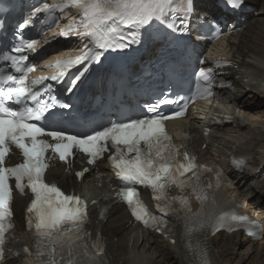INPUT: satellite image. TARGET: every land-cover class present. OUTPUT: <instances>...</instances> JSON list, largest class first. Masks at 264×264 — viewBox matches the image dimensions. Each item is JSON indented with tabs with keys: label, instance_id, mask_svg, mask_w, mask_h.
Wrapping results in <instances>:
<instances>
[{
	"label": "snow or ice",
	"instance_id": "obj_1",
	"mask_svg": "<svg viewBox=\"0 0 264 264\" xmlns=\"http://www.w3.org/2000/svg\"><path fill=\"white\" fill-rule=\"evenodd\" d=\"M244 0H226V4L232 10L242 8ZM176 0H65L62 4H43V11L49 15L57 11L74 8L81 13V25L83 32L78 27H72L69 32L86 35L94 42V53H89L76 60L57 62L55 67L67 68L82 60L93 59L99 61V57L108 50L123 49L137 42V34L150 26L154 21H162L168 18L169 13L175 8ZM190 7V5H186ZM40 11L34 8L33 13ZM20 30L24 25H20ZM169 28L173 25L169 24ZM125 29L128 31L125 32ZM35 41L21 42L13 47V53H23L34 50ZM4 61L11 65L15 73L19 75L0 73V257L3 256L4 236L11 224L12 185L14 179L15 188L21 193L25 188L30 189L33 199L26 209L27 224L35 234V250L25 249L28 256H35L34 264H89L88 245L81 243L87 235L85 224L87 223V205L76 195L65 194L55 184H49L45 180V173L49 167L48 153L58 155L61 161H67L73 154V149H78L86 154L90 164H94L97 158L109 150V145L114 149L110 156V162L115 170V175L121 181L122 196L130 206L133 215L146 226L155 222V217L147 211L139 201L138 193L134 185L149 187L153 192V198L170 205L172 201L179 199L190 213L188 201L183 198L169 197L167 189L171 186L184 189L190 186L193 192H197V186L190 184L192 178H198L199 166L194 158L185 152L183 155L187 163L181 164L177 157L180 154L179 146L172 142L164 125L165 117L156 113L145 119H137L127 123H120L104 128L84 137L68 135L57 130H46L33 121H41L46 118V113L54 106L47 102L38 108L24 106L22 110L11 107V104H26L29 98L28 75L35 71V65H27L26 55H5ZM83 71L79 73L83 76ZM64 75L60 71L57 76L51 77L57 80ZM205 80L210 76L201 73ZM40 81H33V84ZM34 99V95H33ZM162 103L169 104L172 101L163 99ZM62 108L70 105L62 104ZM154 111L157 105H149ZM184 115L183 112L177 116ZM50 137L55 143L46 142L40 137ZM143 145V147H142ZM14 146L23 156V162L14 167H5V159ZM123 146V147H121ZM237 167L241 166L235 162ZM205 171H210L205 169ZM188 173L192 175L187 176ZM82 176V173H78ZM197 199L204 202L208 199L203 193L197 194ZM158 207L160 205L158 204ZM167 214V213H165ZM227 219L235 222L229 224V231L244 228L253 224L248 217L232 214ZM226 218H217L215 231H219ZM186 227H193L198 218L190 214L186 216ZM99 252L98 245H92ZM29 264H33L32 261ZM94 264V261L92 262Z\"/></svg>",
	"mask_w": 264,
	"mask_h": 264
},
{
	"label": "bare ground",
	"instance_id": "obj_2",
	"mask_svg": "<svg viewBox=\"0 0 264 264\" xmlns=\"http://www.w3.org/2000/svg\"><path fill=\"white\" fill-rule=\"evenodd\" d=\"M221 2L222 0H176V6L169 13L166 22H170L175 15H179V19H182V24L186 25L190 23V33L192 34L193 41L200 42L201 28L199 25L203 21L202 17L218 18L219 16L225 18L226 11L220 7ZM186 5H190V7H186ZM204 8H208L210 11ZM250 8L253 11L249 10L245 13ZM202 9L203 11H201ZM174 10H177V13H174ZM256 10L259 11L258 18L251 19V15L257 14L254 13ZM70 15H65L63 18V29H57V31L52 32L46 38L44 45L50 43L55 45L56 49L59 50L50 57L51 59L68 58L72 53L80 54L79 51L83 50L88 44L83 45L85 38H78V36L72 37L69 43H67L68 39L64 40V38L63 41H60L59 32H65V29H68L72 25L66 22H75L78 17L76 12H72V15ZM234 15L233 18L235 20H233L232 24L228 25L229 33L231 34L230 38L226 37L227 40L221 39L217 43L219 51L223 56L227 57V61L231 64V67L219 71L216 82L217 86L214 87V96L192 109L187 118V124L178 125L174 123L172 126V129L179 130L182 134L179 138L189 144L193 145L197 141H200L203 145V143L209 142L206 151L201 149L202 145L200 146L199 159L214 161L215 164L224 165L227 168L228 172L224 177L226 184L224 185L218 213H226L232 208H237L228 202V199H231L230 197L233 194L227 193L226 186L228 180L243 181V186H246L249 190L259 188L260 183L257 176L259 173L253 177L251 175L240 177L239 167L245 164L251 165L253 170L256 169L255 172H257L259 171V166L263 163L261 159H257L256 155H259L261 153L259 151L264 148V123L261 126L259 125L260 127L258 126L259 129L257 130L259 134L254 132L256 135H252L249 139L241 135L240 138H231L228 141L222 137L233 132L234 129L231 128V125L235 126L237 131H234V133L237 134H240L243 129H247L246 123L243 121L238 122L235 116L245 113L249 119H252L253 116L250 117L251 113L258 111L254 98L257 99L256 95L258 93L264 94V0H244L242 8L234 10ZM250 19L251 21H249ZM243 25L247 26L245 31L237 32L236 34L238 27H242ZM86 41L88 42V39ZM161 45L159 43L151 44L149 55H144L142 61L148 59ZM197 49L199 50V48ZM200 54H203L201 50ZM44 73L45 75L48 74L46 71ZM257 102L258 104L260 103L261 108L264 107V103L259 102V99ZM215 118L219 122H214ZM262 118H264V114H262ZM253 124L254 122L249 126L251 130H253L252 128H256L253 127ZM206 129L216 134L207 135ZM243 140H245V143L236 149L237 143H241ZM216 145L218 146L216 147ZM222 145H225L226 151L220 150ZM213 152L215 153L214 157H206L207 154H212ZM254 154L255 156H253ZM234 161L238 162L241 166L237 167ZM102 168L104 167L100 166V169ZM51 177L53 176L50 175ZM53 179L58 184H61L66 191H69L71 187H75L74 190L83 191L84 195L89 196L91 194L92 198L90 200L96 202V204L92 205L91 211L96 216L100 205H106L107 207L110 205V202H107V198L112 184L106 183V181L115 182L112 179V175L106 169L102 170L101 178L96 180L94 174H91L79 184L70 176H65L62 173L54 176ZM248 180H253V182L248 183ZM249 194L252 198L249 204L251 210L247 208L246 213L250 217H253V219L263 223L264 226L263 210L257 209V204H259L261 199L264 200V195L261 193L258 196L253 191H249ZM246 196L245 194V196L241 197L243 201H246ZM230 202L233 204V199ZM27 203L28 199L22 198H16L13 203L16 228L13 231L12 238L8 241V249L14 253L7 254V264H23L22 249L33 244L31 233L26 230L23 220ZM237 203H239V200ZM242 211L245 210L242 209ZM110 213L111 216L106 224L93 220L89 228V238L103 240L107 245L106 260L102 262L103 264H166L167 261L176 262L177 264H201V256L205 257L206 255L210 257V264H217L219 256L223 258L231 249H235V247L243 245L246 242H253L241 232L233 234L224 232L207 239L205 245L208 254H206V251L198 244V236H186V232L194 227H186V221L185 223H173L160 235L154 231L141 230L138 225H135L128 211L121 204L114 205ZM132 240H134V255L129 256V244ZM150 250H153V254L146 256L145 254L150 253ZM216 250H218L217 256ZM16 253H20V255L17 256Z\"/></svg>",
	"mask_w": 264,
	"mask_h": 264
},
{
	"label": "rangeland",
	"instance_id": "obj_3",
	"mask_svg": "<svg viewBox=\"0 0 264 264\" xmlns=\"http://www.w3.org/2000/svg\"><path fill=\"white\" fill-rule=\"evenodd\" d=\"M204 9H207L208 11H210L208 8H204ZM249 10L253 11V9H249ZM249 10H246L245 13L248 12ZM201 11H203V9ZM254 13H257V14L251 15L252 16L251 19L256 18V17L258 18L259 11L256 10V12H254ZM247 14H249V13H247ZM216 16H218V15H216ZM228 17H232V18H230L231 20L229 22L230 24H232L233 20H235V19L233 18V16H230V15H228ZM251 19L249 21H251ZM246 27H247L246 25H243L242 27L239 26L237 31H236V34H237V32L245 31ZM228 87L230 88L229 85H228ZM256 96H257V99L254 98L255 99L254 102L257 103L258 111H253V113H251L250 117L253 116L252 119H249V117H247V115L245 113L240 115V116H238V115L235 116V118H236V120H238V122H240V121L245 122L247 125L246 126L247 129L248 128L249 129L247 130L245 128L240 132V134H237V133H234V131H237L235 126H232L231 123H229L231 125V128H233L234 130L232 133H230V134L228 133L227 136H222L225 140L229 141V140H231V138H237V137L240 138L241 135H242V137L245 136L249 139L252 135L259 134L257 129H259V127L262 125V123H264V118L261 119L262 114H264V107L261 108L260 103L258 104L257 100L259 99V102L264 103V94L258 93ZM253 106H254V104H253ZM215 119L216 120H214V122H219V121H217V118H215ZM252 122H254L253 127H256L255 129L252 128L253 130H251L249 127ZM211 134L215 135L216 133L211 132ZM243 143H245V140H243V142H241V143H237V145L235 146L236 149L241 147V145ZM201 145H202V142H200V141H197V143L193 144V148L196 150V152L199 153V149H200ZM225 145H227V144L225 143ZM225 145H222L220 150L223 149L224 151H226ZM208 146H209V142L203 143L201 149H203V151H206ZM217 146L218 145H216V147ZM259 152H261V153L259 155H256V157H257V159H261L263 161V163L259 166V169H258L259 171L255 172L256 169L253 170V167H251V165H247V164L239 167L240 177L241 176L242 177L249 176V175H251V177H253L254 175L259 173L257 175L258 181L260 183L258 186L259 188L254 189V190H249V188H247L246 186H243V181L239 182V180H234V181L228 180V182H227L226 190H228V192L227 191L226 192L227 193H233L230 198L233 199L234 203L231 204V202H230L231 199H228V202L230 205H234L235 207H237L240 211H242V209L246 210L250 206L249 204H250L252 198L250 197L249 191L255 192V194L258 196H260L261 193H262V195H264V183H263V181H264V159H263L264 158V148H262ZM255 154L253 156H255ZM214 155H215V153L213 152L212 154H207L206 157L210 158V157H214ZM262 156H263V158H262ZM215 158H217V157H215ZM249 173H252V174H249ZM252 182H253V180H248V183H252ZM245 194L247 195L245 197L247 199H246V201H243V199L241 197L245 196ZM238 200H239V203H237ZM257 207H258L257 209H260L261 211L263 210V216H264V200L263 199H261L259 204H257ZM256 218L259 219L258 217H256ZM133 245H134V240H132L129 244V256L134 255ZM237 247H235V249L234 248L231 249L227 254L224 255L223 258H221L219 256L220 258L218 257V263L219 264H264V239L258 243L257 242H252V243L246 242L243 245H239ZM152 251L153 250H150L151 254L148 252L145 255L146 256H148V254L152 255L153 254ZM217 251L218 250H216V256L218 255ZM156 258H157V256H156ZM166 264H177V263L167 261Z\"/></svg>",
	"mask_w": 264,
	"mask_h": 264
},
{
	"label": "clouds",
	"instance_id": "obj_4",
	"mask_svg": "<svg viewBox=\"0 0 264 264\" xmlns=\"http://www.w3.org/2000/svg\"><path fill=\"white\" fill-rule=\"evenodd\" d=\"M204 160V159H203ZM202 160V161H203ZM206 161V160H205ZM208 164H210V165H213L214 167H217V168H219L220 169V171H221V174H223V178L226 176V173L228 172V170H227V168L224 166V165H222V166H220V165H218V164H215V162L214 161H208ZM222 199V198H221ZM232 209H238V208H232ZM241 212V211H240ZM242 212H245L246 213V210L245 211H242ZM253 218V217H252ZM263 224V223H262ZM166 231V230H165ZM164 231V232H165ZM239 232H241V233H243L242 231H239ZM226 233H228V232H226ZM236 233H238V232H236ZM219 234H221V233H219ZM244 234V233H243ZM262 236H263V238H262V240L264 239V226H263V229H262ZM210 237H212V235H206L205 237H203V236H200L199 238H198V244H199V246L203 249V250H205L206 251V254H208L207 253V249H206V242H207V239L208 238H210ZM200 238H203V239H200ZM249 239H251L253 242H261L262 240H259V239H257V238H249ZM202 258H201V260H203L204 262L205 261H207L209 264L211 263V260H210V257H209V255H206L205 257H203V256H201ZM200 260V261H201ZM202 264V263H201Z\"/></svg>",
	"mask_w": 264,
	"mask_h": 264
}]
</instances>
